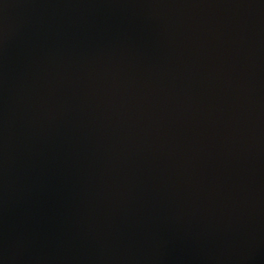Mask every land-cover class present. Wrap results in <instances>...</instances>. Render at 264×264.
Masks as SVG:
<instances>
[{"label": "water", "instance_id": "water-1", "mask_svg": "<svg viewBox=\"0 0 264 264\" xmlns=\"http://www.w3.org/2000/svg\"><path fill=\"white\" fill-rule=\"evenodd\" d=\"M0 264H264V0H0Z\"/></svg>", "mask_w": 264, "mask_h": 264}]
</instances>
